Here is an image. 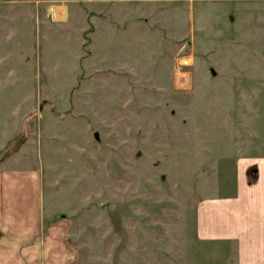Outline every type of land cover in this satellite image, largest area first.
I'll return each mask as SVG.
<instances>
[{
	"label": "rangeland",
	"instance_id": "rangeland-1",
	"mask_svg": "<svg viewBox=\"0 0 264 264\" xmlns=\"http://www.w3.org/2000/svg\"><path fill=\"white\" fill-rule=\"evenodd\" d=\"M110 1L0 2V169L76 264H235L195 212L264 156V2Z\"/></svg>",
	"mask_w": 264,
	"mask_h": 264
},
{
	"label": "crops",
	"instance_id": "crops-1",
	"mask_svg": "<svg viewBox=\"0 0 264 264\" xmlns=\"http://www.w3.org/2000/svg\"><path fill=\"white\" fill-rule=\"evenodd\" d=\"M252 169L256 171L255 177L249 181ZM195 219L197 237L232 247L235 264H264V156L240 163L235 193L202 200L196 207ZM68 226L64 216L52 217L45 212L39 171L0 169V264H76L77 253L69 242Z\"/></svg>",
	"mask_w": 264,
	"mask_h": 264
},
{
	"label": "bare ground",
	"instance_id": "bare-ground-1",
	"mask_svg": "<svg viewBox=\"0 0 264 264\" xmlns=\"http://www.w3.org/2000/svg\"><path fill=\"white\" fill-rule=\"evenodd\" d=\"M52 10H53V9H52ZM53 15H56V14L53 13Z\"/></svg>",
	"mask_w": 264,
	"mask_h": 264
},
{
	"label": "water",
	"instance_id": "water-1",
	"mask_svg": "<svg viewBox=\"0 0 264 264\" xmlns=\"http://www.w3.org/2000/svg\"><path fill=\"white\" fill-rule=\"evenodd\" d=\"M96 138H97V135L95 134Z\"/></svg>",
	"mask_w": 264,
	"mask_h": 264
}]
</instances>
